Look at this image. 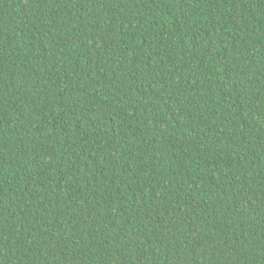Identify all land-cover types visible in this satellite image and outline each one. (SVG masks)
I'll list each match as a JSON object with an SVG mask.
<instances>
[{"label":"trees","instance_id":"obj_1","mask_svg":"<svg viewBox=\"0 0 264 264\" xmlns=\"http://www.w3.org/2000/svg\"><path fill=\"white\" fill-rule=\"evenodd\" d=\"M0 264H264V0H0Z\"/></svg>","mask_w":264,"mask_h":264}]
</instances>
